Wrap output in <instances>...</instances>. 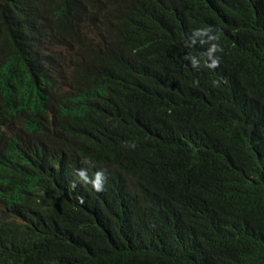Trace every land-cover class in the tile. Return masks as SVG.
Segmentation results:
<instances>
[{
    "label": "trees",
    "instance_id": "trees-1",
    "mask_svg": "<svg viewBox=\"0 0 264 264\" xmlns=\"http://www.w3.org/2000/svg\"><path fill=\"white\" fill-rule=\"evenodd\" d=\"M0 264H264V0H0Z\"/></svg>",
    "mask_w": 264,
    "mask_h": 264
},
{
    "label": "clouds",
    "instance_id": "clouds-1",
    "mask_svg": "<svg viewBox=\"0 0 264 264\" xmlns=\"http://www.w3.org/2000/svg\"><path fill=\"white\" fill-rule=\"evenodd\" d=\"M42 17H43V19H48L47 18V13L46 12H43L42 13ZM48 20H55V18L53 17V15L50 17V19H48ZM64 53H65V56H66V58H67V60H68V57H69V53L70 52H68V51H63ZM61 67H59V69L62 71L63 69H64V62L61 60ZM64 153H69V154H71V155H73V156H79V157H81V158H84L85 156H83V155H81L80 153H78V152H76V151H73V150H71V149H69V148H66L65 150H63L61 153H59V155H62V154H64ZM90 169V174L92 173V178L93 177H95V178H93V179H96V175H95V173H97L96 172V170L95 169H92V167H90L89 168ZM76 175L78 176V178H79V180H80V182L83 184L84 183V180L81 178V176L78 174V172H76ZM72 182H75V184H76V180H72ZM97 186V184L95 185V187Z\"/></svg>",
    "mask_w": 264,
    "mask_h": 264
},
{
    "label": "rangeland",
    "instance_id": "rangeland-1",
    "mask_svg": "<svg viewBox=\"0 0 264 264\" xmlns=\"http://www.w3.org/2000/svg\"><path fill=\"white\" fill-rule=\"evenodd\" d=\"M61 51H65V48L62 47H58Z\"/></svg>",
    "mask_w": 264,
    "mask_h": 264
}]
</instances>
